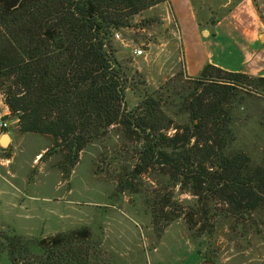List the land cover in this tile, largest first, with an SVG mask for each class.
Segmentation results:
<instances>
[{
  "label": "trees",
  "instance_id": "1",
  "mask_svg": "<svg viewBox=\"0 0 264 264\" xmlns=\"http://www.w3.org/2000/svg\"><path fill=\"white\" fill-rule=\"evenodd\" d=\"M164 1L0 0V94L21 133L51 137L46 154L63 149L67 174L89 144L119 127L136 144L137 162L115 196L138 194L135 179L157 168L195 203L146 196L153 225L184 218L190 230L211 234L221 216L264 209V164L253 168L246 153L229 151L233 101L255 83L263 90L264 78L208 64L191 93H147L128 110L115 34ZM178 116L189 122L177 124ZM92 239L88 227L42 239L1 234L0 259L6 253L9 264H102L90 251Z\"/></svg>",
  "mask_w": 264,
  "mask_h": 264
},
{
  "label": "rangeland",
  "instance_id": "2",
  "mask_svg": "<svg viewBox=\"0 0 264 264\" xmlns=\"http://www.w3.org/2000/svg\"><path fill=\"white\" fill-rule=\"evenodd\" d=\"M119 34L114 46L125 68L128 110L147 93L160 91L167 96L173 91H193L198 76L186 74L179 36L164 27L155 10L136 16L133 28ZM138 48L144 50L142 55L135 54ZM233 102L235 141L229 151L246 153L253 168L263 165L262 89L255 83ZM4 105L0 94V119L12 121L9 132L14 140L12 145L0 147V235L42 239L88 227L93 236L90 251L102 264H264L263 208L244 217L221 216L211 234L190 230L184 218L161 229L152 223L146 196L171 197L184 207L194 205L195 197L174 186L157 168L135 179L138 194L115 196L120 179L137 162L136 144L119 127H111L104 137L89 144L67 174L63 172V149L46 154L54 140L21 133L17 118L10 112L2 115ZM175 122L189 120L178 116ZM174 133L170 129L168 135ZM0 260V264H9L6 253Z\"/></svg>",
  "mask_w": 264,
  "mask_h": 264
},
{
  "label": "crops",
  "instance_id": "3",
  "mask_svg": "<svg viewBox=\"0 0 264 264\" xmlns=\"http://www.w3.org/2000/svg\"><path fill=\"white\" fill-rule=\"evenodd\" d=\"M154 10L178 34L188 76L212 64L264 78V0H165L149 9ZM2 115H9L6 105Z\"/></svg>",
  "mask_w": 264,
  "mask_h": 264
},
{
  "label": "built area",
  "instance_id": "4",
  "mask_svg": "<svg viewBox=\"0 0 264 264\" xmlns=\"http://www.w3.org/2000/svg\"><path fill=\"white\" fill-rule=\"evenodd\" d=\"M115 38L119 39L120 34L116 33ZM143 53H144V50L141 48H138L135 50L136 55H142ZM11 122L12 121H10V120L0 119V132H9L11 130Z\"/></svg>",
  "mask_w": 264,
  "mask_h": 264
},
{
  "label": "water",
  "instance_id": "5",
  "mask_svg": "<svg viewBox=\"0 0 264 264\" xmlns=\"http://www.w3.org/2000/svg\"><path fill=\"white\" fill-rule=\"evenodd\" d=\"M10 143V136L9 134H3L0 140V144L3 147H7ZM203 264H212L211 262H204Z\"/></svg>",
  "mask_w": 264,
  "mask_h": 264
}]
</instances>
